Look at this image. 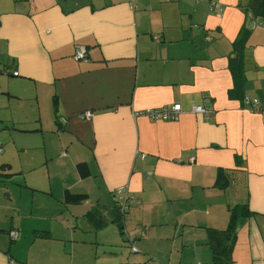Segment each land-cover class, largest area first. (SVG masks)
<instances>
[{"label":"crops","instance_id":"obj_1","mask_svg":"<svg viewBox=\"0 0 264 264\" xmlns=\"http://www.w3.org/2000/svg\"><path fill=\"white\" fill-rule=\"evenodd\" d=\"M251 1L0 0V264H264V28L243 36L264 16ZM204 95L208 119L191 112ZM176 103L178 121L135 117ZM124 187L136 200L121 217ZM237 205L251 215L229 259Z\"/></svg>","mask_w":264,"mask_h":264},{"label":"built area","instance_id":"obj_2","mask_svg":"<svg viewBox=\"0 0 264 264\" xmlns=\"http://www.w3.org/2000/svg\"><path fill=\"white\" fill-rule=\"evenodd\" d=\"M221 11V10H220ZM260 26L264 27V22L260 21L251 25V29ZM76 61H86L88 59V51L85 47H77L74 55ZM15 75H18L16 72ZM245 104L250 108V110H258L260 109V102L258 100H250L249 98L245 99ZM191 112L194 115H199L204 118H210L213 116V107L211 103V99L209 95H204L203 102L201 104H193ZM184 114V109L182 104L177 103L172 106H163L155 109H149L146 111L136 112L135 117H147L152 121H178L182 115ZM93 114L87 113L82 115L84 119H92ZM118 200L119 205L121 207V211H126L129 205L133 204L135 199V195L130 194L128 188L124 187L118 191ZM17 233H13L12 237L15 239Z\"/></svg>","mask_w":264,"mask_h":264},{"label":"trees","instance_id":"obj_3","mask_svg":"<svg viewBox=\"0 0 264 264\" xmlns=\"http://www.w3.org/2000/svg\"><path fill=\"white\" fill-rule=\"evenodd\" d=\"M249 10L250 11H252L253 13H254V15L255 16H259V15H262V16H264V0H252L251 1V3H250V6H249ZM261 21H263L264 22V20H261ZM260 22V21H259ZM255 23H257L256 21L255 22H253V23H251L250 25H249V29L248 30H245L244 31V34H243V36H245V34L247 33V31H250V30H252L251 29V25L252 24H255ZM264 28V27H263ZM237 46H239L240 47V49H241V53H242V55H241V57L243 58V56H244V51H243V45H242V43L240 44H237ZM87 51H88V48H87ZM88 57H89V51H88ZM16 76H18V75H16ZM210 96V95H209ZM246 98H248V97H245L244 98V100H243V102H244V105L247 107V109L248 110H250V108H248V106L245 104V99ZM210 99H211V96H210ZM250 99V98H249ZM250 100H256V99H250ZM259 101V100H258ZM260 102V101H259ZM177 104V103H176ZM174 105V104H173ZM169 106H172V105H169ZM260 108H261V102H260ZM213 107V106H212ZM197 116H199V115H197ZM202 117V116H201ZM204 118V117H203ZM211 118V117H210ZM181 119V118H180ZM179 119V120H180ZM206 119H208V118H206ZM3 150V147H2V145H1V143H0V152ZM0 176H2V174H0ZM5 176H7V175H5ZM216 185L217 186H220V187H223V188H225V187H227L228 185H229V179L227 178V176H225V174H224V172L222 171V170H219V172H218V176H217V181H216ZM130 194H132L131 192H130ZM117 195H118V192H117ZM118 197V196H117ZM130 206L131 205H129V207H128V209L126 210V211H121V207H120V205H119V200H118V198H115V208L119 211V213H120V215H121V217L122 216H124L128 211H129V208H130ZM251 215V212H250V210H249V208H248V206L247 205H237V206H235L232 210H231V226H230V229L227 231V233H228V239L230 240V243L228 244V245H225L224 246V248H223V250L224 251H226V253H228V255L229 256H227V258L229 257V259H230V254H231V251H232V248H233V246H234V243H235V241H236V225H237V222H238V220L241 218V217H248V216H250ZM122 219L120 220V227H121V229L123 230V234H124V227H123V224H122ZM13 233H17V236H16V238L15 239H13V237H12V234ZM9 235H10V237H11V239L13 240V241H16L17 240V238H18V236H19V233H18V231L17 230H12V231H10L9 232ZM131 240V239H130ZM126 242H130L129 241V239L126 241ZM219 259V261H220V258H218ZM10 264H15V261L14 260H12V259H10Z\"/></svg>","mask_w":264,"mask_h":264},{"label":"rangeland","instance_id":"obj_4","mask_svg":"<svg viewBox=\"0 0 264 264\" xmlns=\"http://www.w3.org/2000/svg\"><path fill=\"white\" fill-rule=\"evenodd\" d=\"M24 156H25V154H23V155L20 156V157H24ZM130 243H131V242H130ZM115 244H119V243H115ZM122 245H126V246L128 245V247H125V248H124V247L121 246L120 249H125V251L132 250V244H131V248H130V244H129V243H127V244H126V243H125V244L123 243ZM128 248H129V249H128ZM111 256H112V257H115V256H117V255H111ZM112 261L117 262L116 259H112ZM106 262H107V261H106ZM107 263H108V262H107Z\"/></svg>","mask_w":264,"mask_h":264}]
</instances>
